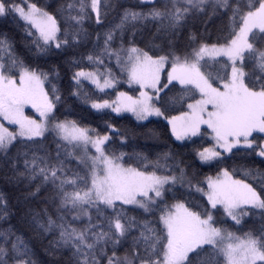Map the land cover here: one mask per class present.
Wrapping results in <instances>:
<instances>
[{
    "label": "snow or ice",
    "instance_id": "obj_1",
    "mask_svg": "<svg viewBox=\"0 0 264 264\" xmlns=\"http://www.w3.org/2000/svg\"><path fill=\"white\" fill-rule=\"evenodd\" d=\"M0 264H264V0H0Z\"/></svg>",
    "mask_w": 264,
    "mask_h": 264
}]
</instances>
